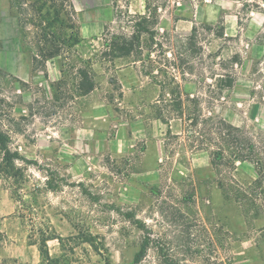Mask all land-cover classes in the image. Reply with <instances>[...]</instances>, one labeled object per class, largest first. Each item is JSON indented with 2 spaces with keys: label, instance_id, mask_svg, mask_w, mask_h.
<instances>
[{
  "label": "rangeland",
  "instance_id": "obj_1",
  "mask_svg": "<svg viewBox=\"0 0 264 264\" xmlns=\"http://www.w3.org/2000/svg\"><path fill=\"white\" fill-rule=\"evenodd\" d=\"M107 1L103 27L86 37L70 0H12L0 13V123L11 149L30 160L15 162L13 180L0 176V264H44L42 234L62 238L46 249L65 264H132L143 240L141 264H233L249 247L233 253V242L264 239L253 224L264 218V196L243 211L229 190L230 178L248 189L255 165L213 167L209 150L187 146L179 119L156 118L159 87L132 56L93 58L95 88L75 101L56 100L55 86L77 56L98 54L104 25L119 31L118 14L147 5L156 30L197 28L216 72L232 74L211 113L264 136V0H133L131 11V0ZM43 36L80 41L46 59L39 49L54 47Z\"/></svg>",
  "mask_w": 264,
  "mask_h": 264
},
{
  "label": "trees",
  "instance_id": "obj_2",
  "mask_svg": "<svg viewBox=\"0 0 264 264\" xmlns=\"http://www.w3.org/2000/svg\"><path fill=\"white\" fill-rule=\"evenodd\" d=\"M114 21L119 31L109 30L104 25L98 54L87 59L77 56L72 60L64 77L59 79L55 86L54 98L59 100L69 97L75 101L95 88L93 58L102 62L132 56L134 62H143L144 66H147L145 74L151 75L152 82L159 87L154 102L156 118L166 124L171 119H179L182 131L186 134L187 146L209 150L213 167L228 166L237 159L249 160L255 165L257 178L248 189L232 178L230 180L233 184L229 189L236 193V200L243 211L247 205L254 206L257 199H262L261 194L264 196V136L253 135L244 127L211 113L214 102L230 92L233 84L232 74L216 72L213 67L215 58L210 53L204 54V49L198 42L197 28H192L187 35H179L174 30H156V21L152 20V13L147 5L143 14L123 12L118 14ZM43 37V43L54 47V51L47 54L43 48L39 49L41 56H48L46 59L66 53L67 48L77 45L80 41L71 37H54L52 40ZM144 50L150 54L144 56ZM67 77L72 80V88L69 89ZM167 134H170L169 130ZM228 149L232 150L230 154ZM29 161L16 149H11L10 135L0 123V176L6 182L13 180L19 173L15 162ZM260 205L262 208L263 203ZM49 239L62 241L60 236L42 234L37 248L40 257L44 258V264H65L61 263L59 257L49 254L46 249V241ZM147 247L148 241L143 240L132 264H141Z\"/></svg>",
  "mask_w": 264,
  "mask_h": 264
},
{
  "label": "crops",
  "instance_id": "obj_3",
  "mask_svg": "<svg viewBox=\"0 0 264 264\" xmlns=\"http://www.w3.org/2000/svg\"><path fill=\"white\" fill-rule=\"evenodd\" d=\"M12 0H0V13L5 12L9 14ZM132 1H130L128 5V10L131 11ZM51 2V0H49ZM78 0H70L68 6L73 7L72 9L75 11L76 21L78 20L80 23L78 27V33L81 37L92 36L97 34L100 28L103 27L102 20L107 17L108 14V1L106 2L100 1L95 5H88L87 8H77ZM258 224L257 223H260ZM253 224L256 225L255 228L257 232L264 230V218L257 217L253 219ZM240 226V229H245L244 222ZM248 245L249 247L244 250L245 255L240 257L238 255L233 256V264H264V239L258 244L255 243L254 238L246 237L240 241L233 242V253L241 248V244ZM256 252V254H255Z\"/></svg>",
  "mask_w": 264,
  "mask_h": 264
}]
</instances>
